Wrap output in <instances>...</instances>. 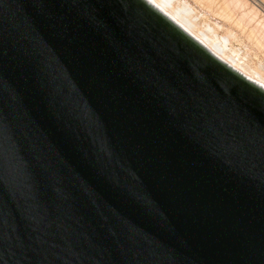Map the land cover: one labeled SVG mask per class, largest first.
<instances>
[{
  "label": "water",
  "instance_id": "95a60500",
  "mask_svg": "<svg viewBox=\"0 0 264 264\" xmlns=\"http://www.w3.org/2000/svg\"><path fill=\"white\" fill-rule=\"evenodd\" d=\"M0 264H264V93L142 0H0Z\"/></svg>",
  "mask_w": 264,
  "mask_h": 264
},
{
  "label": "bare ground",
  "instance_id": "6f19581e",
  "mask_svg": "<svg viewBox=\"0 0 264 264\" xmlns=\"http://www.w3.org/2000/svg\"><path fill=\"white\" fill-rule=\"evenodd\" d=\"M192 1L201 5L203 13L188 0H153L160 8L145 4L231 72L264 93V88L257 86V82L264 84V9L261 14L248 0ZM255 2L264 8V0ZM204 12L216 16L221 23L206 21L208 17L201 20ZM224 22L231 25L229 29L224 27ZM218 29L222 30L221 35Z\"/></svg>",
  "mask_w": 264,
  "mask_h": 264
},
{
  "label": "snow or ice",
  "instance_id": "6c2138e0",
  "mask_svg": "<svg viewBox=\"0 0 264 264\" xmlns=\"http://www.w3.org/2000/svg\"><path fill=\"white\" fill-rule=\"evenodd\" d=\"M24 2L26 3L27 0H24ZM144 3H148L152 7L160 8V5L153 3V0H144ZM23 26L30 28L32 27V22H29L28 20L21 17L20 14H17L16 17H13L10 20L0 17V43H3L6 33L15 32ZM257 86L259 88H264V84H260L259 82H257ZM2 132L3 130L0 128V135H2Z\"/></svg>",
  "mask_w": 264,
  "mask_h": 264
},
{
  "label": "rangeland",
  "instance_id": "374dc122",
  "mask_svg": "<svg viewBox=\"0 0 264 264\" xmlns=\"http://www.w3.org/2000/svg\"><path fill=\"white\" fill-rule=\"evenodd\" d=\"M189 2H190V4L193 6V7H195V9H197V10H199L200 12H202L203 13V11H202V7H201V5L197 2V1H195V2H193L192 0H188ZM248 2H250V4H254L256 7L255 8H257L259 11H260V13L261 12H263V10L262 9H264V8H262V7H260V5H258V3H256L255 2V0H248ZM259 6V7H258ZM259 13V14H260ZM264 13V12H263ZM263 13H261V14H263ZM204 16H203V18H200L201 20H205L207 17H208V19H206V21L208 20V21H211V19H212V21H217V22H219V23H221V20L220 19H218L216 16H214V15H211V13H206L205 14V12H204V14H203ZM209 15H210V17H209ZM205 17V18H204ZM217 18V19H216ZM215 19V20H214ZM223 22V21H222ZM224 27L227 29H229V27L231 26H229V23H227V22H224ZM218 32H219V35H221L222 34V30L221 29H218ZM235 46H236V44H235Z\"/></svg>",
  "mask_w": 264,
  "mask_h": 264
}]
</instances>
